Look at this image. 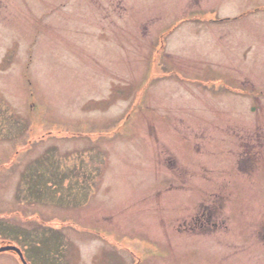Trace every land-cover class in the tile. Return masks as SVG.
Listing matches in <instances>:
<instances>
[{"label":"rangeland","instance_id":"obj_1","mask_svg":"<svg viewBox=\"0 0 264 264\" xmlns=\"http://www.w3.org/2000/svg\"><path fill=\"white\" fill-rule=\"evenodd\" d=\"M199 209L215 228L189 231ZM8 245L0 264H264V0H0Z\"/></svg>","mask_w":264,"mask_h":264},{"label":"flooded vegetation","instance_id":"obj_2","mask_svg":"<svg viewBox=\"0 0 264 264\" xmlns=\"http://www.w3.org/2000/svg\"><path fill=\"white\" fill-rule=\"evenodd\" d=\"M186 191L187 190H184V191L180 190L179 192H183V193L185 192L186 193ZM191 192H193V191H191ZM199 211H200V215H197V217L192 218V220H195V223H193V225L189 227V231H195V229H199V228L203 227L204 225H207L209 228H211V227L215 228L217 226V224L215 222L212 223L210 221V219H211L210 214L208 215L207 212H204L200 209L197 211V214L199 213ZM203 228H205V227H203Z\"/></svg>","mask_w":264,"mask_h":264},{"label":"water","instance_id":"obj_3","mask_svg":"<svg viewBox=\"0 0 264 264\" xmlns=\"http://www.w3.org/2000/svg\"><path fill=\"white\" fill-rule=\"evenodd\" d=\"M7 250H14V249H11V248H4V249H1L0 252H2V251H7Z\"/></svg>","mask_w":264,"mask_h":264}]
</instances>
